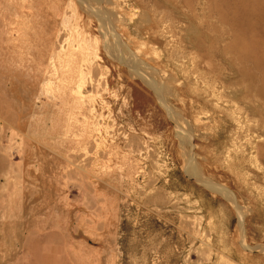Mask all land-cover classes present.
Segmentation results:
<instances>
[{
    "label": "rangeland",
    "instance_id": "1",
    "mask_svg": "<svg viewBox=\"0 0 264 264\" xmlns=\"http://www.w3.org/2000/svg\"><path fill=\"white\" fill-rule=\"evenodd\" d=\"M255 1L0 0V264H264Z\"/></svg>",
    "mask_w": 264,
    "mask_h": 264
},
{
    "label": "bare ground",
    "instance_id": "2",
    "mask_svg": "<svg viewBox=\"0 0 264 264\" xmlns=\"http://www.w3.org/2000/svg\"><path fill=\"white\" fill-rule=\"evenodd\" d=\"M86 1V0H85ZM258 2H259V0H257ZM257 1H255L254 3H255V5H257ZM105 2H107V0H105ZM262 2V1H261ZM100 3H102V2H100ZM91 5V4H90ZM260 5H261V3H260ZM260 5H258L259 7H260ZM104 6H105V4H104ZM85 7V6H84ZM106 7V6H105ZM93 10V9H92ZM105 12H106V10H105ZM108 12V11H107ZM111 12V11H110ZM109 13V12H108ZM112 13V12H111ZM105 14V13H104ZM125 14V13H124ZM98 15V14H97ZM113 15V14H112ZM106 16V15H105ZM114 16V15H113ZM112 16V17H113ZM110 17V16H109ZM112 19V18H111ZM127 19V18H126ZM130 19V18H129ZM113 20V19H112ZM108 21H109V25H112L111 23H112V21H110V19L108 18ZM114 25V24H113ZM116 30V29H115ZM117 31V30H116ZM122 36V35H121ZM107 37V36H106ZM110 41V40H109ZM121 43H123V42H121ZM122 46V45H121ZM123 50V49H122ZM125 50V49H124ZM118 52H120V51H118ZM125 52V51H124ZM122 53V52H121ZM123 54V53H122ZM133 54V53H132ZM124 55V54H123ZM127 55V54H126ZM125 55V56H126ZM130 58H131V56H130ZM132 59V58H131ZM135 59H137V58H135ZM136 61V60H135ZM129 63V62H128ZM140 65H141V63H140ZM149 68V67H148ZM135 69V68H134ZM147 69V68H146ZM137 72H138V70H137ZM140 72V71H139ZM143 72H145V69L143 70ZM146 73V72H145ZM149 74H151V73H149ZM148 75V74H147ZM152 75V74H151ZM144 76V75H143ZM143 78V77H142ZM145 80V79H144ZM147 80H148V78H147ZM149 85H151V87L152 88H154L155 89V91H156V93L158 94V95H160V96H164L165 95V93H166V87L164 86V85H159L157 82H155V81H151V82H149L148 83ZM170 90V89H169ZM259 91H260V93H264V86L263 87H261V89H259ZM169 92V91H168ZM163 99V101H165L164 100V98H162ZM164 103V102H163ZM182 138H183V136H182ZM181 138V139H182ZM190 165H189V173L194 177H196L198 180H201V173H200V170H199V168L197 167V165L195 164V162H194V160H192L191 159V162L189 163Z\"/></svg>",
    "mask_w": 264,
    "mask_h": 264
}]
</instances>
